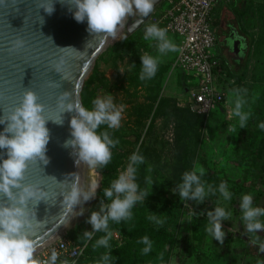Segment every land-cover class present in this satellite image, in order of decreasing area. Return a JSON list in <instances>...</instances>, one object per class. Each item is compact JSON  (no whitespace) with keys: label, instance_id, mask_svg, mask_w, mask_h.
<instances>
[{"label":"rangeland","instance_id":"rangeland-1","mask_svg":"<svg viewBox=\"0 0 264 264\" xmlns=\"http://www.w3.org/2000/svg\"><path fill=\"white\" fill-rule=\"evenodd\" d=\"M165 5L163 0L154 11ZM247 14L250 25L249 30L244 31L251 47L245 70L239 72L242 74L240 81L227 74L224 79L227 102L225 106L213 109L203 125L198 124L199 117L189 110L188 96L172 70L178 52H169L161 58L153 79H139L133 66L136 52L153 56H157L158 52L154 45L150 47L149 42L143 39L148 21L134 37L127 38L126 32L132 33L133 30L127 27L129 19L126 20L117 32V38L97 59L81 93L83 106L89 109L94 98L105 95H112L114 103L123 106L120 128L108 130L119 143L111 150L110 163L105 168L94 169L95 181L99 184L96 196L83 215L60 236L65 238L69 229L79 234L92 231L87 220L91 211H98L101 201L105 199L102 188L108 187L111 180L127 167L129 156L138 148L145 157V163L138 166L137 182L141 188L150 187L146 185L145 177L151 176L154 184L151 194L143 203H137L132 211L140 207L144 209L147 219L155 214L164 220L162 225H157L148 219L151 228L160 236L153 240H157L153 253L141 256L140 264H163L165 259H161L159 252L160 243L165 240H169L166 250L172 244L168 264L256 263L258 246L252 245L244 234L239 199L243 194L250 193L253 205L264 207V130L259 127L264 122V0H249ZM131 16L134 21L139 14ZM167 34L178 46L181 37ZM214 52L217 54L216 47ZM197 82V78L193 77L192 83ZM235 88L248 90L243 110L251 115L243 129L239 127L238 118L231 115L234 103L229 96H233L232 90ZM155 90L158 91L157 95ZM162 96L163 101H160ZM231 125H235V133H229ZM105 129L106 126H101L99 130ZM194 167L204 168L202 180L207 184L218 187L222 181H226L232 200L224 201L217 192L215 196L206 197L202 204L193 200L181 201L180 198L176 202L168 201L166 194H176L172 189L181 182L182 174ZM217 203L232 212L231 220L222 221L225 232L223 243L212 239L205 231L208 219L204 210L196 211L199 206L213 209ZM111 232L109 243H112V251H117L130 240L119 229ZM115 232L121 236L120 243L114 241ZM258 235L264 237V230L258 231ZM88 243L87 246L79 243L82 247L79 258L82 264H86L83 257L86 256ZM39 252L35 254L37 257L42 254ZM77 260L76 264H80V260ZM111 264L132 263L131 259L118 258L117 262L111 260Z\"/></svg>","mask_w":264,"mask_h":264},{"label":"clouds","instance_id":"clouds-1","mask_svg":"<svg viewBox=\"0 0 264 264\" xmlns=\"http://www.w3.org/2000/svg\"><path fill=\"white\" fill-rule=\"evenodd\" d=\"M155 0H70V10L77 22L87 21V31L94 34H106L113 39L117 38V30L127 17L135 14L148 16L153 11ZM69 4V3H68ZM44 10L51 14L54 11L52 0H44L41 4ZM168 30L157 24L146 25L143 39L149 46H155L158 55L149 53L140 54L141 81L151 80L155 77L161 58L169 52H179L180 48L167 34ZM124 39V37H120ZM24 41L16 39L12 48L23 47ZM135 64H133L134 66ZM54 68L61 72L59 63H54ZM246 88H235L229 100L234 103L231 115L238 118L241 129L246 127L251 113L244 111ZM92 107H84L78 100L72 99L68 91L61 92L56 99L58 125L63 124L62 113H74L69 121L70 138L64 141L63 146L71 148V154L76 159V164L87 165L91 169L105 168L112 160V148L118 143L113 139L110 131L121 126L123 106L114 103L112 95L97 96L92 101ZM45 105L39 101L37 93L31 88H25L18 104L6 110L0 116V124L5 128L0 132V149L6 150V158H0V194L6 201L0 202V264H76L75 260H60L59 253L53 249L47 258L35 255L37 244L32 238L30 202H39L47 199L48 193L41 190L37 184L24 183L25 173L29 162L37 158L45 164L47 144L50 139L47 128L48 117L45 116ZM101 126L106 129L100 131ZM264 130V122L259 124ZM229 133H235V125L229 126ZM127 167L111 180L108 187L102 188L104 200L101 201L99 210L91 211L87 223L92 231H84L77 235V240L87 246L95 233L103 232L92 244L93 249L101 247L109 251L102 254L95 264H111V247L109 244L112 232L109 222L120 223L129 221L133 217L132 209L137 203H143L151 194L154 184L151 176L145 177L146 185L141 188L137 182L138 166L145 163V157L137 148L129 156ZM151 171V167H149ZM205 175L203 167L185 171L181 182L176 184L172 191L178 194L181 201L193 200L197 204L204 203L206 197L215 196L218 192L224 201L232 200L226 181L218 187L207 184L202 180ZM99 184L92 181L87 188H82L78 183H73L63 192V201L74 207L81 205L96 196ZM240 222L244 226V234L249 242L258 246V252L264 253V237L258 231L264 230V207L253 205V196L243 194L239 199ZM82 214V210H81ZM208 223L205 231L213 239L223 243L225 232L222 221L231 220L232 212L224 206L217 205L204 213ZM157 225H162L164 220L153 214L148 217ZM231 231V229H229ZM137 243L143 244L142 254L147 255L152 250V241L148 236H143ZM162 259V254H161ZM256 264H264V260L257 259Z\"/></svg>","mask_w":264,"mask_h":264},{"label":"water","instance_id":"water-1","mask_svg":"<svg viewBox=\"0 0 264 264\" xmlns=\"http://www.w3.org/2000/svg\"><path fill=\"white\" fill-rule=\"evenodd\" d=\"M163 0H155L154 8ZM50 4V0H48ZM54 11L48 14L41 4L44 0H0V116L19 103L25 88L34 90L45 105L49 118L50 139L46 156L48 163L37 158L29 162L24 183L37 184L48 193L47 199L30 202L32 209V238L37 249L77 221L92 199L74 207L63 201V192L71 184L87 188L95 181L94 169L76 164L72 149L63 146L70 138L69 121L74 113H62L58 125L56 99L68 91L82 105V90L99 56L108 48L111 36L87 31V21L74 19L70 0H52ZM69 3V4H68ZM153 12V11H152ZM148 16L128 17L127 27L136 31ZM22 39L24 45L13 49L12 42ZM240 36L232 31L227 38L231 47H238ZM234 44V45H233ZM234 49V48H233ZM59 63L61 72L54 68ZM5 124H0V132ZM0 149V158H6ZM6 197L0 194V202ZM82 210V214H81Z\"/></svg>","mask_w":264,"mask_h":264},{"label":"built area","instance_id":"built-area-1","mask_svg":"<svg viewBox=\"0 0 264 264\" xmlns=\"http://www.w3.org/2000/svg\"><path fill=\"white\" fill-rule=\"evenodd\" d=\"M222 1L225 0H165V7L153 10L147 22L181 37L180 51L172 67L182 70L191 83L188 90L191 109L207 116L227 102L224 90L227 74L214 52L216 36L212 22L214 9ZM193 77L197 78V84L192 83ZM113 236L118 242L121 241L119 233L115 232ZM53 249L59 253L60 260L76 261L82 254L80 245L60 236L42 249L38 257L47 258Z\"/></svg>","mask_w":264,"mask_h":264},{"label":"trees","instance_id":"trees-1","mask_svg":"<svg viewBox=\"0 0 264 264\" xmlns=\"http://www.w3.org/2000/svg\"><path fill=\"white\" fill-rule=\"evenodd\" d=\"M140 28L137 29L136 31L132 32V33L126 32L127 38L134 37L138 33V30H140ZM178 47H179V44H178ZM136 54L137 55L134 59V64H135L134 66H135V70L137 71V74L139 75L140 70H141V66H140V64H141L140 54L141 53L136 52ZM172 70L175 74H177V76L179 78V85L183 88V92L186 93L188 96V90L190 88L191 83L188 82L187 75L182 70H180L178 68L172 67ZM157 72H158V70H157ZM228 75L231 76L232 78H236L238 81H240L241 77H242L241 74L236 75V74H233L230 72H228ZM158 83H159V80L157 81L156 84L158 85ZM149 84L151 86L150 81H149ZM155 93L157 95L158 91L155 90ZM160 101H163V96L160 99ZM188 108L191 111V113H193V114L197 115V117H199L198 121H197L198 124L203 125L205 122V119L208 116L204 115V114H198L197 112L193 111L190 107V104H188ZM166 195H167L166 199L168 201H171V202H174V201L176 202L179 199L178 194H173V193L169 192ZM210 209H211L210 207L199 206L196 209V211L199 212V211L204 210V212H206L207 210H210ZM132 212H133V217L129 221H122L120 223H115L112 221L109 222V229L111 231L115 230V229H119L123 234L126 235L127 238L130 239L128 242H126L125 246H122L117 251L111 250L112 262H117L118 258L119 259L126 258V259H128V261L131 259L132 264H140L141 256L144 255V254H142L141 249L144 247V245L137 243V241L140 240L143 236H148L149 239L152 241V250L149 253H153V250H154L153 246H154V243L157 241L156 240L153 242V240L157 239V237L160 236L155 230H153L151 228L149 221L145 215L144 209L137 207ZM78 234L79 233L76 232L75 230L69 229L65 235V239L74 243L75 245H79V243H83V242H80L77 240ZM103 235H105V233H103V232L95 233V235L93 236V239L91 241H89L87 250H85L86 256L83 257L86 264H95V262L97 261L96 258L101 257L102 254L109 251L108 249L103 248V247H101L99 249H93V247H92V244L95 242V240L98 239L100 236H103ZM160 240H162V239H160ZM114 241L116 243H120V242L116 241L115 239H114ZM168 243H169V240H165L164 242L160 243V252L159 253H160V256L162 254V257L165 259L163 264H168L169 258H170L171 252H172V244H171L170 249L166 250V245ZM111 245H112V243L110 244V247H111ZM91 257H95V258H91ZM80 259H78V260H80ZM79 263L82 264V261L80 260ZM58 264H59V262H58Z\"/></svg>","mask_w":264,"mask_h":264},{"label":"crops","instance_id":"crops-1","mask_svg":"<svg viewBox=\"0 0 264 264\" xmlns=\"http://www.w3.org/2000/svg\"><path fill=\"white\" fill-rule=\"evenodd\" d=\"M248 6L249 0H225L218 3L215 7L214 14L212 16V22L214 18L213 31L215 36L217 38H223L229 33V31H237L238 35L241 38L239 45L244 48L246 36H248L245 31L249 30L250 25V19L247 14ZM215 47L217 48V42ZM223 68L226 74H228V71L226 70L225 66H223ZM242 69L243 68H241V70ZM241 70H239V72ZM239 72L237 73L241 74Z\"/></svg>","mask_w":264,"mask_h":264},{"label":"flooded vegetation","instance_id":"flooded-vegetation-1","mask_svg":"<svg viewBox=\"0 0 264 264\" xmlns=\"http://www.w3.org/2000/svg\"><path fill=\"white\" fill-rule=\"evenodd\" d=\"M230 31L227 35H225L223 38H217V51H218V58L222 64V66H225L226 70L230 73L238 75L237 72L245 70L246 63L249 58V50H250V40L249 37L246 36V42L244 48L241 47V45L237 44L238 47H231L227 43V38L230 35ZM234 45V44H233ZM234 48V49H233ZM240 71V72H241ZM264 219V218H262ZM256 255V261L257 259L264 260V253H255ZM256 264V263H255Z\"/></svg>","mask_w":264,"mask_h":264},{"label":"bare ground","instance_id":"bare-ground-1","mask_svg":"<svg viewBox=\"0 0 264 264\" xmlns=\"http://www.w3.org/2000/svg\"><path fill=\"white\" fill-rule=\"evenodd\" d=\"M127 19H128V17H127ZM127 19H126V20H127ZM126 20L124 21V23H123L122 25L125 24ZM122 25H120V26L118 27V30L121 28ZM118 30H117V32H118ZM112 41H113V38L111 37L110 43H112ZM110 43H109V44H110ZM63 232H64V231H62L60 234H58L57 236H55L53 239H51L50 241H48L47 243H45L43 246H41L40 248H38L37 251H36V253H38L40 250H42L43 248H45V247H46L48 244H50L52 241H54L55 239H57L58 237H60V235H61ZM36 253H35V254H36Z\"/></svg>","mask_w":264,"mask_h":264}]
</instances>
